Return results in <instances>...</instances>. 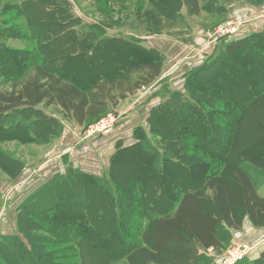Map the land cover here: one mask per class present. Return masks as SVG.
<instances>
[{
	"label": "trees",
	"instance_id": "16d2710c",
	"mask_svg": "<svg viewBox=\"0 0 264 264\" xmlns=\"http://www.w3.org/2000/svg\"><path fill=\"white\" fill-rule=\"evenodd\" d=\"M181 1L190 14H199V0ZM21 17L34 41L30 50L9 47L1 37H25L27 31L15 29ZM80 23L68 0H0V86L6 85L0 88V142H31L38 130H47L49 119L39 125L36 118L39 106L87 126L162 73L156 50L119 36L90 43L88 34L76 30ZM188 77L185 92L171 91L150 110L149 131L165 145L142 132L113 155L111 170L127 188L118 192L107 174H85L70 166L33 193L34 213L19 210L17 232L0 234V264H29L22 254L32 248L21 238L23 232L50 235L46 241L34 234L43 243L40 264H82L85 243L122 257L141 250L136 238H145L158 255L184 234L197 248L219 251L226 237L220 227H237L244 216L263 225L264 196L240 163L264 169V32L230 40ZM57 181L93 193L91 212L72 202L76 195L66 187L48 192ZM204 193L217 204L215 212L203 208ZM104 202L107 226L101 229L98 205ZM39 244L34 242V248ZM237 264H264V252Z\"/></svg>",
	"mask_w": 264,
	"mask_h": 264
},
{
	"label": "rangeland",
	"instance_id": "374dc122",
	"mask_svg": "<svg viewBox=\"0 0 264 264\" xmlns=\"http://www.w3.org/2000/svg\"><path fill=\"white\" fill-rule=\"evenodd\" d=\"M3 1L19 2L1 0ZM68 3L72 15L79 17L81 21L76 25V30L81 34H88L90 43L102 36L134 39L141 46L152 48L160 54L163 61L162 73L152 84L128 95L118 106L110 107L87 126L74 124L63 118L54 108L39 106L36 118L39 125L45 116L49 119L47 130H38L37 139L31 142H0V234L17 232L19 210L34 213L35 207L31 203L33 193L44 183L51 182L54 177L60 179L61 174H66L70 166L85 174H107L118 192L127 188L125 184L117 182L116 175L111 170V159L117 149L135 142L137 137L141 138L142 132L148 139L150 137L156 143L162 142L161 147L165 145L163 140L156 139L149 131L151 108L163 101L171 91L178 89L185 92L188 76L194 74L203 62L222 53L227 42L264 32V0H199L201 10L197 15L190 14L181 0H68ZM150 10L155 14L150 13ZM149 13L151 16L159 15V21L149 16ZM222 25L235 26L238 30L233 34L221 35L219 30L224 28L220 27ZM16 26L17 33L27 31L26 36L20 39L1 36L4 44L17 49H32L34 41L29 36L25 19L21 17ZM72 45L75 47L76 43ZM4 87L6 85L0 86L3 89ZM27 114L32 116V113ZM248 115L249 112L246 113L243 123H246L243 137L248 127ZM101 118L106 119L105 128L96 125ZM137 127L143 130L136 132ZM240 165L249 175L257 193L264 196V169L247 161ZM228 180L223 179L227 188ZM59 187H66L68 191L74 192L76 198L71 201L91 212L93 208L90 198L93 193L87 194L83 189L76 190L73 185L61 184L59 181L47 191ZM47 191L43 194H48ZM119 202L122 205V199ZM201 204L211 212L217 210V204H214L208 193L202 194ZM103 206L98 205L103 208V213L100 214L103 218L100 222L101 229L107 226V217L103 215L107 212L106 202ZM122 208L125 212L124 206ZM112 219L111 224L114 225V215ZM223 228H219L220 234H224ZM34 234L46 236V241L51 238L40 230L31 231L27 235L26 232L21 234L27 248H32L30 253L22 254L26 262L40 264L43 243L39 244V239L34 238ZM183 238L178 243L168 242L158 255L151 251L150 241L136 238L141 241L142 249L122 257L119 256L121 253L113 255L85 243L82 245V264H218L228 247L237 242H245L238 240L225 246L223 251L218 252L219 258L214 262L215 257L211 260V256L205 257L198 253L199 248L185 240L186 235L183 234ZM34 242L39 244L37 249L34 248ZM60 244L63 245L62 248L66 246Z\"/></svg>",
	"mask_w": 264,
	"mask_h": 264
},
{
	"label": "crops",
	"instance_id": "0c3cea01",
	"mask_svg": "<svg viewBox=\"0 0 264 264\" xmlns=\"http://www.w3.org/2000/svg\"><path fill=\"white\" fill-rule=\"evenodd\" d=\"M143 43H145V41H143ZM223 229H224V235H226V237L224 238L223 241V248L219 251H223L225 246L231 243H234L238 240H243L247 242L251 247V251L247 256L248 259L250 260L256 259L264 252V224L256 225L252 223L247 216H244L240 222V225H238L237 227H229L225 225ZM219 251L211 248L209 249L199 248L198 253L204 255L205 257L211 256L210 257L211 260L213 259V257H215L213 261L216 262L219 258L217 255Z\"/></svg>",
	"mask_w": 264,
	"mask_h": 264
},
{
	"label": "built area",
	"instance_id": "2783aa9c",
	"mask_svg": "<svg viewBox=\"0 0 264 264\" xmlns=\"http://www.w3.org/2000/svg\"><path fill=\"white\" fill-rule=\"evenodd\" d=\"M224 27V25L220 26ZM238 28L235 26L232 27H224L221 30V35L226 34H233L237 32ZM228 33V34H227ZM105 118L99 119V121L96 123V125L100 128H105L106 127V122ZM251 251V247L248 243L246 242H237L234 245L230 246L227 248L225 251L222 259L219 261L218 264H237L238 262L244 260L247 258L248 254Z\"/></svg>",
	"mask_w": 264,
	"mask_h": 264
}]
</instances>
